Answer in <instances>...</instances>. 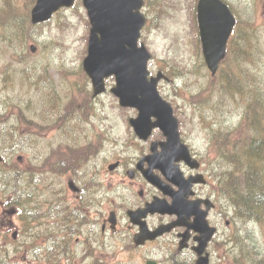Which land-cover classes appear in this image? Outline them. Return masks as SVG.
<instances>
[{
  "label": "rangeland",
  "instance_id": "rangeland-1",
  "mask_svg": "<svg viewBox=\"0 0 264 264\" xmlns=\"http://www.w3.org/2000/svg\"><path fill=\"white\" fill-rule=\"evenodd\" d=\"M225 1L235 12L238 23L227 56L214 77L206 65L199 28L197 30V0H148L143 9L147 21L141 40L153 55L150 69L153 73L162 70L168 75V80L159 83V90L175 106L182 119L181 131L196 149L205 150L207 145H213V134L222 133L219 125L227 130L228 126L236 127L247 121L232 138L240 145H246L241 143L243 140L252 142L250 136L264 137V131L260 130L264 127V0ZM88 19L87 10L79 0L73 7L62 8L50 21L35 25L14 40L9 38L7 29L0 26V152L8 161L11 158L16 161L24 155V145H90L96 150L104 145H144L138 142L129 122L130 116L137 115L136 109L121 108L111 92L114 78L107 79L106 92L93 97L92 81L83 68L90 30ZM27 33L30 36L26 37ZM232 42L236 43L234 50ZM33 45L35 50L31 48ZM207 88L209 93L204 95L202 90ZM194 96H200V101L193 103ZM82 97L86 102H82ZM255 99L260 103L256 113L245 117L247 106ZM12 132L17 136H11ZM94 156L88 163L92 174L102 169L107 158ZM111 159L109 156L107 162ZM9 167L12 168L11 164H0V173H3L0 264H39L41 261L33 244L46 240V230L54 235L66 234L67 221L63 220L66 212L62 213L61 205V221L57 223L53 218L56 198L51 191L41 196L39 191L44 192V187L41 188L38 181L20 180V187L31 195L28 197L31 201H26L29 212L47 214L39 218L40 222L28 220L30 232L28 236L24 230L21 234L19 212L22 207L19 209V205L13 203L14 187L6 186L15 173ZM17 167L21 165L18 163ZM64 180L60 178V188L65 185ZM44 198L49 200L46 205L42 203ZM230 202L235 237L229 254L223 256L221 251V256H215V264H236L235 257L240 255L236 238L240 230L248 229L262 239L260 225L237 217L234 203ZM15 208L16 214L11 212ZM91 222H95L94 215ZM41 228L43 238L38 240ZM15 231L18 237H14ZM86 233V244L79 243L77 250L81 255L86 248L89 254L83 252L78 258L73 255L71 264H145V260L129 248V243L118 242L101 249L95 229L90 239H87L88 230ZM252 233H241L247 244L252 243ZM70 237L72 253L79 235L74 233ZM238 242L240 246V238Z\"/></svg>",
  "mask_w": 264,
  "mask_h": 264
},
{
  "label": "flooded vegetation",
  "instance_id": "flooded-vegetation-1",
  "mask_svg": "<svg viewBox=\"0 0 264 264\" xmlns=\"http://www.w3.org/2000/svg\"><path fill=\"white\" fill-rule=\"evenodd\" d=\"M174 110L179 119L182 140L188 144L191 155L196 159L193 162L195 167L185 160H177L175 164L179 169L174 175H167L161 168L151 166V157L159 155L163 149V145L151 143L166 140L160 129H154L147 140L137 137L138 142L144 145H104L98 150L90 145H24L25 154L17 158L21 168L13 169L19 173L22 182L27 178L29 182L38 181L39 186L44 187V192L43 189L38 190L41 196L51 191L56 198L53 218L57 223L61 221V210L63 214L66 212L63 219L67 221L66 234L52 233L54 237L45 236L46 245L44 239L36 244L37 259L41 264H49L50 261L51 264L71 263L69 258L61 261L57 258L60 252L58 242L71 239L74 233L79 235L78 242L72 247L74 257L82 256L83 252L84 255L89 254L85 248L79 255L77 245L81 243L84 246L86 230L89 232L87 239H90L93 229L99 248L104 249L118 242L129 243V248L145 260V264H197L200 257L205 258L208 264H215V256L228 253L225 245L234 234L233 216L229 212L231 202L225 184L227 177L220 171V163L229 159L226 145H207L205 150L190 145L181 131L182 119L175 106ZM220 128L221 125L218 126ZM232 136L229 135L231 141ZM108 154L112 159L107 162ZM93 155L107 158L102 169L92 174L88 163ZM14 161L9 159L11 164ZM149 168L162 183L155 184L146 177L145 171ZM59 175L65 178L62 188ZM20 180L11 181L9 186L15 190L17 184L20 188ZM20 189L25 193L23 188ZM174 196H183L191 206L182 218L184 224L174 225L150 238L157 230L166 229L180 220L177 212L166 211L167 206L172 205ZM157 200L165 207L164 212H143L149 203ZM26 201L27 198L21 211H18L22 221L21 234L29 224L28 217L36 214L37 219L41 218L39 211L29 212ZM48 202L47 198L42 200L44 205ZM14 210L16 214V208ZM93 215L95 222L92 223ZM38 235V240L43 238L42 228ZM124 246L127 248V245Z\"/></svg>",
  "mask_w": 264,
  "mask_h": 264
},
{
  "label": "water",
  "instance_id": "water-1",
  "mask_svg": "<svg viewBox=\"0 0 264 264\" xmlns=\"http://www.w3.org/2000/svg\"><path fill=\"white\" fill-rule=\"evenodd\" d=\"M75 0H37L31 11L33 23L49 20L62 7H70ZM90 18L91 29L88 54L83 61L84 69L92 79L94 94L106 90V78L114 75L116 85L112 92L122 106L136 107L139 114L130 122L140 138L147 139L155 127L160 128L167 140L153 142L163 145L159 155L152 156L151 166L159 167L167 175L178 172V160H185L195 167L196 160L188 146L182 142L179 122L172 105L160 95L157 84L163 74L152 76L148 69L151 53L144 43L139 45L141 30L146 17L141 11L144 0H83ZM198 22L203 53L209 69L217 72L220 61L227 52L228 40L236 24V18L223 0H199ZM36 49L35 45L31 47ZM155 117V120L152 118ZM3 156L0 154V162ZM146 177L155 184L162 183L152 168L145 171ZM159 200L151 202L143 212L163 211ZM191 206L183 196H174L172 205L166 211L177 212L180 220L171 223L166 229L157 230L150 238L162 234L174 225L184 224L182 218ZM201 219V218H200ZM198 219V223H199ZM205 241V239H204ZM202 250V249H200ZM197 264H208L200 257Z\"/></svg>",
  "mask_w": 264,
  "mask_h": 264
},
{
  "label": "trees",
  "instance_id": "trees-1",
  "mask_svg": "<svg viewBox=\"0 0 264 264\" xmlns=\"http://www.w3.org/2000/svg\"><path fill=\"white\" fill-rule=\"evenodd\" d=\"M35 3V0H0V26L7 29L9 38L16 39L18 36L23 35L27 31L35 27L36 24L31 22V9ZM153 7L160 8V6L154 5ZM89 23V21L87 22ZM197 25V23H196ZM30 36L27 33L26 37ZM232 49L236 47V43L232 42ZM238 45H241L238 43ZM238 84V82H237ZM236 84V86H237ZM204 95L208 94V88L203 89ZM211 92V89H210ZM206 99V97H205ZM194 103L200 101V99L193 98ZM74 103H77L74 101ZM260 103L257 99L252 100L246 108L245 117H249L256 113ZM257 116V114H256ZM245 119V118H244ZM21 120H24L21 116ZM26 121H30L26 119ZM247 121H242L238 124L233 132H229L225 136V142L221 145H226V153L229 159H226V164L221 162L223 174L227 177L226 190L229 193V199H231L235 206V214L237 217L242 218L246 221L257 222L260 225L262 232V239L257 237L255 232L246 230H240L237 233V244L236 247L240 250V255L235 257L236 264H264V137L250 136L252 142L247 139L246 141L241 140L246 145H240L239 141L230 142L229 135L235 134L240 128L244 126ZM264 131V127L260 129ZM264 133V132H263ZM11 136H17V133L12 132ZM236 137V136H235ZM228 145L229 148H228ZM231 145H234L231 147ZM7 164L3 162L1 164ZM18 164H14L17 167ZM11 179L16 181L20 179L19 173L16 171ZM3 173H0V182L2 183ZM229 179L232 180L229 184ZM6 183V182H5ZM7 186V183H6ZM13 203L17 205L22 204V194L19 186L15 185ZM247 231V234H251L252 243H246V238L242 237L241 233ZM240 238L241 245L239 246L238 239ZM71 239H63L58 243L59 250L64 251L67 255L73 257L70 252ZM10 264V263H9ZM51 264V261L49 262Z\"/></svg>",
  "mask_w": 264,
  "mask_h": 264
}]
</instances>
